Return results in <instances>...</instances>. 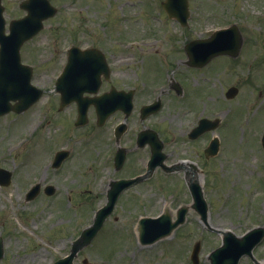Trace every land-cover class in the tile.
Instances as JSON below:
<instances>
[{
	"label": "rangeland",
	"instance_id": "obj_1",
	"mask_svg": "<svg viewBox=\"0 0 264 264\" xmlns=\"http://www.w3.org/2000/svg\"><path fill=\"white\" fill-rule=\"evenodd\" d=\"M125 1L126 0H51L52 4L59 9V14L46 23L45 32L33 43L34 47L29 51L32 53L36 48L34 57L45 53V43L50 42L53 38L57 41L54 47L57 46L59 48L63 45L68 46V44L73 41V38L84 35L87 41L82 43V45L92 40L107 43L106 38L102 36L101 32L103 33L105 31L109 35L111 34V36L117 35V32L118 36L126 35L130 28L127 26L128 23L124 22L125 15L129 18L128 15L131 11L133 13H143V19H145L150 26H152V24L149 18L153 16V14L157 16L159 12H163L160 5L163 0H140V4H138L136 0H129V2L133 4L128 3L127 7L124 9V13L125 10L128 11L122 16L120 21L118 20L116 24L114 21L110 22L113 16L117 15L115 13L117 12V5ZM190 1L191 6L194 1L196 5L202 2L205 5L203 8L205 16L212 10L219 11L220 20L211 21L208 24H204L201 28L241 23L240 29L243 32L245 40L243 52L240 54V56L242 55L241 59L234 63L225 60V58L224 60L231 65L227 67L229 74L221 78L218 75V78L221 79L224 85L223 88L225 92L232 86H237L241 89L243 81L247 78L245 59L252 56L254 52H257L258 62L264 63V36L261 33L264 32V19L262 21H252L259 12L264 15V0H235L233 2L221 0V3L217 0ZM8 4V18L21 14L17 7L14 6V0H8ZM119 14L121 15V11ZM197 14H199V10H197ZM116 18L118 19V17ZM133 19H135L134 16ZM133 19L131 18V22ZM163 19L160 25L156 23L157 35L161 32L160 35L163 37L171 36L172 32L169 28V23L167 19ZM196 19L197 18L193 19L192 24L197 31H200V27H197L200 25L196 23ZM170 26L174 30L172 24ZM261 26H263V29H261ZM137 27L138 29L143 28L142 22H139ZM58 37H64V39H60L58 42ZM259 51L261 52L259 53ZM48 53H57V51L52 49ZM36 58L37 57L32 58V60L35 61ZM55 60L56 56L53 61ZM223 66H225V63ZM249 67L251 66L249 65ZM182 71H184V67L181 66L179 72ZM256 71L257 66L255 65L253 69L249 68L248 73L250 75H255ZM56 72L57 65L54 64L50 66L48 69V77L54 75ZM143 72L144 78L153 82L163 80L165 76V68L160 63H156L155 60H149ZM187 75L188 73L185 72L186 77ZM203 75L210 77L213 83L217 84L216 80L218 78L215 76L212 77V74L208 73V75H206L203 73ZM199 76L200 75L196 77ZM261 77L264 78V75L262 74ZM254 84L255 82L250 84V86ZM248 93L249 88L243 87L241 94L247 96ZM238 98L239 97L234 99L238 101V103H234L235 106L242 102L243 97ZM200 101H202L201 98ZM257 102L259 103L260 100ZM263 105L264 103L260 102L255 106L256 110L252 112L249 117H244L242 113L241 117L248 118V122L253 120L255 124L257 123V125H259L261 122H264ZM39 108L40 106L36 107L34 112L28 115V118L23 123L24 128L33 123ZM260 109L261 112L258 115L256 111ZM71 118L72 112L63 116L60 120V130L55 131L54 126H51L49 130L45 129L38 131L24 149V151L28 149L27 153L40 154L37 164L34 166L32 163L29 164L28 170L31 171H29V174H26V178L23 177V174L17 176L16 183L12 185L9 190L0 189V234L1 231H3L2 238H8L5 240V253L8 259L6 260L5 258L2 264H53L56 260L68 253L67 245L71 239L79 234V229L91 222V210L102 204V187H99V180L96 179V175L93 170H91L92 161L87 155H90L91 151H93L92 156L100 161L104 152L98 155L94 151H99L100 148H96V146L91 143H84L85 140H89L90 138V130L93 132L94 130L72 129V123L70 122ZM21 124L22 123H17V125L14 123L10 124V120L3 122L5 127L3 132L5 139H3L0 147H4L7 142L11 141L14 136V134H11V130L15 126L17 129L21 128ZM228 126L229 129L225 134L229 135L230 144L240 143L241 141H238V139L247 141L253 139V125L239 131L236 130L233 120H229ZM66 128H68V132L65 134ZM260 130L261 129L257 127V131ZM19 132L20 131L17 133ZM96 133H98V131H96ZM73 136H75V138L83 137L84 141L71 145L74 151H77V155L69 162L59 177L56 178V180L59 181L57 185L59 194L56 195L57 197L54 198L53 202L51 201L49 203H47L46 199L42 202H40L41 199H39L38 201L34 200L28 204H20V195L23 189L33 181L36 176L39 177L41 173L39 167L43 164L42 151H47V148L44 149V145L48 147V151H56L61 146L66 145L68 137L72 138ZM56 137L59 139L58 147L55 145L54 140H52ZM255 146H257V138L255 139ZM87 151H90V154H87ZM230 152L232 151H224V155L219 160L209 163L207 167L208 186H206L205 192L206 198L212 200L213 205L212 208L210 205L211 224L219 229H232L236 234L241 235L253 222H255L254 224L259 222H263L264 224V199H262L264 194V182H258L260 177H257L256 172L259 170L253 166L255 162L259 166L261 164V158L257 160L254 159L256 161H253V163L242 160L246 166L243 168L239 165V156H231ZM235 154H239V151H236ZM31 157L32 154L29 159H31ZM17 163L20 164L19 161H17ZM250 163L253 165L251 166ZM247 167H250L251 173L249 175L247 173L244 174L248 171ZM19 173L20 171L18 170V174ZM102 174L103 173H101L100 176ZM171 185L174 186L172 180H163V178H161V182L156 183L155 186H145L142 190L137 189V191H134L133 195L138 198L140 197L138 204L135 205L136 208H129L132 210L131 214L127 211L129 209L121 208L119 212L122 220L125 223H127L129 217H133L131 220H136L137 216L135 215L140 212H145L146 215L151 213L157 214L162 210L165 204L169 205L168 207L170 210H176L177 207L182 204L184 197L181 194L177 197L175 196V198H169V193L167 192H169L168 189ZM70 188H74L75 192L72 193ZM258 188H260L261 191ZM164 194H166V196H164ZM69 197H72V199ZM4 219L7 221L3 222V228L2 220ZM199 226L195 218L191 216L188 224L180 228L178 227L173 231L172 236L165 239V241H160L152 245V248L146 249L148 252L144 254V256L138 254V258L133 257V249L128 250L125 248L121 249V252L102 251L128 245L132 237L130 229L120 231V238L117 237L119 234L115 235L116 231H114V229H106L99 235L95 243L97 245L85 250L76 264H82L81 260L83 257L87 258L90 264H125L128 260V264H190L191 262L187 260L189 248L190 246L192 247L196 241L201 239L204 242L202 264H208L203 257L219 244V237L217 235H207L203 231L200 233L197 228ZM119 242L122 243L117 246ZM136 247L138 246H133V248ZM263 249L264 247L259 250V253H257L258 256L261 255ZM128 253L132 255L131 259L130 256H126ZM122 258L124 259L122 260Z\"/></svg>",
	"mask_w": 264,
	"mask_h": 264
}]
</instances>
